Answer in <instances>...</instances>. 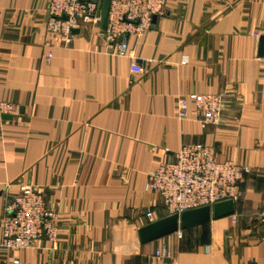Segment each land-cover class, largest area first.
Masks as SVG:
<instances>
[{
    "label": "crops",
    "instance_id": "obj_1",
    "mask_svg": "<svg viewBox=\"0 0 264 264\" xmlns=\"http://www.w3.org/2000/svg\"><path fill=\"white\" fill-rule=\"evenodd\" d=\"M49 3L0 0V101L19 107L0 113V220L6 187L34 186L59 232L0 246V264H264V0H168L130 37L135 57L112 54L95 25L69 45L50 37ZM206 93L221 97L216 125L195 111L191 95ZM190 143L247 168L244 197L231 215L178 229L182 238L142 242L140 228L170 215L148 175Z\"/></svg>",
    "mask_w": 264,
    "mask_h": 264
},
{
    "label": "built area",
    "instance_id": "obj_2",
    "mask_svg": "<svg viewBox=\"0 0 264 264\" xmlns=\"http://www.w3.org/2000/svg\"><path fill=\"white\" fill-rule=\"evenodd\" d=\"M101 0H50L48 6L47 33L58 42L69 45L75 36L73 30L85 25L99 26V33L109 43L112 54L135 57L129 40L133 35H143L151 26L154 16L167 12L168 0H111L108 24L101 28ZM49 51L46 60L52 58L54 44L47 42ZM141 59V58H137ZM196 103V114L202 124L216 125L221 119V97L218 94H192ZM0 113L17 115V104L0 101ZM177 115L185 119L188 102L182 98L177 106ZM247 168L232 160L221 161L215 148L209 144L190 143L183 145L174 160L162 161L150 172L146 189L157 193L163 205L171 214H181L186 210L232 199H243L240 187ZM1 217L2 237L0 246L8 251L31 248L41 238L54 243L59 232L60 219L57 212L48 206L43 192L34 186H21L17 192H9ZM263 229L264 207L258 212ZM181 230L177 237L182 238ZM169 256L166 248L157 256ZM14 263L20 262L14 258Z\"/></svg>",
    "mask_w": 264,
    "mask_h": 264
},
{
    "label": "water",
    "instance_id": "obj_3",
    "mask_svg": "<svg viewBox=\"0 0 264 264\" xmlns=\"http://www.w3.org/2000/svg\"><path fill=\"white\" fill-rule=\"evenodd\" d=\"M111 0H101V27L105 29L108 24ZM157 16L153 17L155 20ZM79 30H73L77 33ZM264 47V37L261 38V49ZM4 118H12L11 114H3ZM236 202L232 199L215 203L213 206L206 205L193 208L179 214H171L162 219L156 220L140 228L139 234L142 242H149L155 239L176 232L178 229H184L195 225L209 222L212 218L218 219L231 215L235 212Z\"/></svg>",
    "mask_w": 264,
    "mask_h": 264
}]
</instances>
